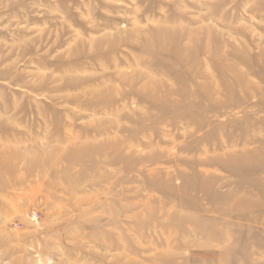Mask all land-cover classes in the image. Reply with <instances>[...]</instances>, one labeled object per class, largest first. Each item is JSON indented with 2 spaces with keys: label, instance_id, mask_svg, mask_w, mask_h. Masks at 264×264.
<instances>
[{
  "label": "rangeland",
  "instance_id": "374dc122",
  "mask_svg": "<svg viewBox=\"0 0 264 264\" xmlns=\"http://www.w3.org/2000/svg\"><path fill=\"white\" fill-rule=\"evenodd\" d=\"M0 264H264V0H0Z\"/></svg>",
  "mask_w": 264,
  "mask_h": 264
}]
</instances>
